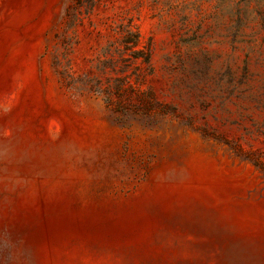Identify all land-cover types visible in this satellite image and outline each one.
Listing matches in <instances>:
<instances>
[{"label": "rangeland", "instance_id": "rangeland-1", "mask_svg": "<svg viewBox=\"0 0 264 264\" xmlns=\"http://www.w3.org/2000/svg\"><path fill=\"white\" fill-rule=\"evenodd\" d=\"M0 264H264V0H0Z\"/></svg>", "mask_w": 264, "mask_h": 264}]
</instances>
